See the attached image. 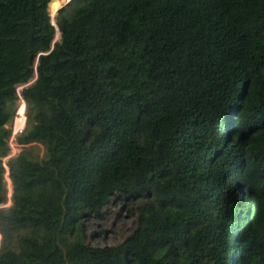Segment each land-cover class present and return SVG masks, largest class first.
Returning a JSON list of instances; mask_svg holds the SVG:
<instances>
[{"label":"trees","instance_id":"obj_1","mask_svg":"<svg viewBox=\"0 0 264 264\" xmlns=\"http://www.w3.org/2000/svg\"><path fill=\"white\" fill-rule=\"evenodd\" d=\"M52 1L0 0V264H264V0ZM115 193L138 225L90 246Z\"/></svg>","mask_w":264,"mask_h":264},{"label":"rangeland","instance_id":"obj_2","mask_svg":"<svg viewBox=\"0 0 264 264\" xmlns=\"http://www.w3.org/2000/svg\"><path fill=\"white\" fill-rule=\"evenodd\" d=\"M59 1H62L61 9L66 4L65 0H53L52 3ZM53 20L55 24L56 16L53 17ZM58 39L59 33L56 35V40ZM16 107L17 105L15 104L13 107L14 110H16ZM34 147L35 154H37L40 159H43L44 148L40 145H34ZM4 182L7 189L8 200L2 208H7L11 205L10 195L12 192V185L7 171L4 176ZM146 198H148L147 194L132 196L115 193L111 196L109 203L99 214H88L83 216L81 222L86 234V243L90 246L100 247L117 246L122 244L138 225L139 210L145 203ZM235 229L236 228L233 226L230 229V231H232V249L236 244Z\"/></svg>","mask_w":264,"mask_h":264},{"label":"built area","instance_id":"obj_3","mask_svg":"<svg viewBox=\"0 0 264 264\" xmlns=\"http://www.w3.org/2000/svg\"><path fill=\"white\" fill-rule=\"evenodd\" d=\"M26 86L27 85H21L16 88L17 107L12 120L6 126V129L9 131V136L7 139L9 153L3 159L4 164L8 159L16 156L22 149V145H20L18 142V137L23 132L26 125V103L22 95V91ZM4 167L8 173V168L6 165H4Z\"/></svg>","mask_w":264,"mask_h":264},{"label":"bare ground","instance_id":"obj_4","mask_svg":"<svg viewBox=\"0 0 264 264\" xmlns=\"http://www.w3.org/2000/svg\"><path fill=\"white\" fill-rule=\"evenodd\" d=\"M61 4H62V1H59V2H53L49 6V12H50V15H51V18H52V22L54 21L53 17H55L56 14L58 13V11L60 10ZM53 24H54V22H53ZM21 111H22V109H21Z\"/></svg>","mask_w":264,"mask_h":264},{"label":"clouds","instance_id":"obj_5","mask_svg":"<svg viewBox=\"0 0 264 264\" xmlns=\"http://www.w3.org/2000/svg\"><path fill=\"white\" fill-rule=\"evenodd\" d=\"M65 1H66V4H68L71 0H65ZM66 4H65V5H66ZM65 5H64V6H65ZM51 21H52V18H51ZM52 24H53V23H52ZM53 25L56 26L55 24H53Z\"/></svg>","mask_w":264,"mask_h":264}]
</instances>
